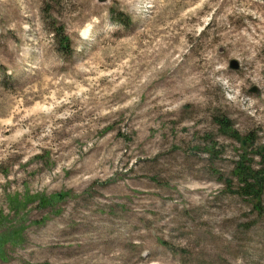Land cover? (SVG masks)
<instances>
[{"label": "rangeland", "instance_id": "374dc122", "mask_svg": "<svg viewBox=\"0 0 264 264\" xmlns=\"http://www.w3.org/2000/svg\"><path fill=\"white\" fill-rule=\"evenodd\" d=\"M263 178L264 0H0V264H264Z\"/></svg>", "mask_w": 264, "mask_h": 264}, {"label": "trees", "instance_id": "16d2710c", "mask_svg": "<svg viewBox=\"0 0 264 264\" xmlns=\"http://www.w3.org/2000/svg\"><path fill=\"white\" fill-rule=\"evenodd\" d=\"M56 37L59 39V45H60V49L64 52V53H69L70 51V47H69V40L67 38V36L64 34V32L62 31V29H58V31H56ZM219 123L224 126L226 129H230V125L226 123L225 120L221 119L219 121ZM231 135H233V137H237V135H235L234 133H232ZM241 166V165H240ZM256 171H252L251 168H247L246 171H242V173H239L240 175V182H242L243 184L241 185V189H242V193L247 194L248 195L252 192V184H250V182H248L249 178H257V185H260V183L258 182V180L261 178L259 176H255ZM263 188H264V178L261 181Z\"/></svg>", "mask_w": 264, "mask_h": 264}, {"label": "water", "instance_id": "95a60500", "mask_svg": "<svg viewBox=\"0 0 264 264\" xmlns=\"http://www.w3.org/2000/svg\"><path fill=\"white\" fill-rule=\"evenodd\" d=\"M231 66H232V67H237V63H236L235 61H232V62H231ZM250 91H257V89H256L255 86H253V87H251ZM242 143L245 144V140H243ZM262 150H263V149H262Z\"/></svg>", "mask_w": 264, "mask_h": 264}, {"label": "bare ground", "instance_id": "6f19581e", "mask_svg": "<svg viewBox=\"0 0 264 264\" xmlns=\"http://www.w3.org/2000/svg\"><path fill=\"white\" fill-rule=\"evenodd\" d=\"M178 68H181V67H178ZM182 69H179V70H177L179 73H180V71H181ZM177 74V73H176ZM176 76V75H175ZM185 80V79H184ZM190 81V79L188 78V82Z\"/></svg>", "mask_w": 264, "mask_h": 264}]
</instances>
